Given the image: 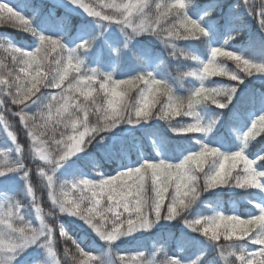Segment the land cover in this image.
Wrapping results in <instances>:
<instances>
[{"label":"trees","instance_id":"16d2710c","mask_svg":"<svg viewBox=\"0 0 264 264\" xmlns=\"http://www.w3.org/2000/svg\"><path fill=\"white\" fill-rule=\"evenodd\" d=\"M82 1L90 4L96 11L108 14L118 13L115 8H108L105 5L112 3L123 5L129 2V0ZM132 2L136 3L137 0ZM147 3L149 7L144 10L145 14H135L134 22L137 26L151 25L160 32V35L156 36L152 32L136 35L129 29V33L133 35L131 40L121 32L118 25L105 27L96 23L95 17H84V13L73 9L70 0H14L13 4L8 3L30 18L36 31L61 39L68 48H76L82 41L93 40L90 49L78 52L87 69L95 68L102 73H111L115 79H128L142 72H152L156 78L166 80L176 96L184 97L185 105L187 96L201 84L209 88H236L231 103L224 108L210 102L196 107L199 119L205 126L211 125L210 132L177 134L174 128L195 124L197 118L194 113L185 114L188 111L186 107L181 109L179 116L170 115L167 119L156 116V113L167 110L166 106L169 103L165 89L161 87L156 94L158 102L154 107H150L152 118L141 120L139 123H128L125 120L115 127L103 129L91 138V142L81 152L61 162L55 173L58 194L60 183L81 179L99 181L120 171L139 167L145 162L165 160L179 163L190 152L199 151L204 144L216 147L224 153L244 150L245 155L257 161V170L264 171V159H260L264 157V125L257 124V129L254 130L256 135L247 144L243 140L244 133L251 127L253 121L264 115V73L245 77L237 68L235 61L220 56L217 58V65L223 66L229 72H236L243 79L242 83L239 80H231L229 76H209L205 81H201L198 77L186 75L193 71L198 72L203 64L211 59V51L216 47H223L225 51H233L255 63L264 64V28L259 17V7L264 4V0H249L250 5L257 9L255 15L249 11V5H246L244 0H184L187 14L201 23L208 32L207 36L200 38L190 36L188 39L169 36V32L184 31L181 28L180 13L156 7L174 4L176 0H147ZM209 12L210 15L207 14ZM49 22L56 27L47 31L43 28V23ZM9 44L33 50L39 46V38L22 27L17 28L11 23L0 22V61L7 65L8 70H12L15 64L12 61ZM192 55L198 59H191ZM43 71L47 72L48 67L46 66ZM75 75V72H71L69 80ZM95 87L99 89L98 82ZM126 87L128 86H122L121 90L124 91ZM144 87L142 83L128 87L124 101L129 106L138 105L139 92ZM60 92L61 89L42 87L40 93H37L42 94L41 98L31 104L26 111L29 115L37 116V123L46 120L49 129L55 126L67 136L72 134L71 127L65 128L63 123L55 122L56 108H60L62 103L55 105L51 114L45 108L50 96ZM76 96L80 101H84L82 95L77 93ZM0 98L6 101L4 107L0 108V115H3L10 125V128H6L5 124L0 122V152L6 153V156L0 157V168L18 158L16 148L8 151L12 144L9 131H13L17 136V142L23 147L24 163L31 170L30 180L44 221L53 230L52 246L56 253L55 256L49 254L47 248L42 246L44 238L41 237L36 244L22 250L14 264H84L85 261L87 264H94L93 260L76 248L73 240H76L84 252L98 258L97 264H117L120 257H123L121 264L148 262L167 264L169 259L179 260L180 264H193L194 261H198V264H231V261L236 259L229 255L231 250L239 256L242 251H252L257 247L250 240L235 241L231 249L229 247L231 241H227L223 236L218 243L203 235V228L211 225L206 223L196 225L195 227L200 229L198 232L190 229L184 222L185 219L211 217L217 213L238 215L241 218L258 215L260 209L257 205L264 206V188H241L235 185L234 178L237 174L244 175L243 163L233 170V179L229 181V185L200 191L198 199L175 219L162 218L150 229L137 231L114 242L104 241L85 221L67 213H60L52 204L47 181L38 171L43 161L34 157L32 138L27 135L23 121L15 115L20 106L13 105L6 92L0 93ZM92 98L106 106V98L102 92L94 91ZM74 111L69 107L64 113L65 119ZM76 114L83 115L82 112ZM88 123L90 127L97 123L94 114L89 115ZM79 130L82 131V127ZM56 138H60L59 133ZM43 139L48 137L45 136ZM54 148L55 145H49L50 151ZM212 159L214 158L210 157L206 161L205 172L209 171ZM192 167L195 168V165ZM197 175L200 177L202 189L204 173L197 170ZM64 191L69 189L65 188ZM2 193L9 194V197L5 200L0 198V204H5L1 207L0 214L8 210L11 202L19 201L22 207L20 214L25 217V221L30 222L31 227H40L35 204L32 197L27 194V181L22 178L21 173L0 176V194ZM80 194L79 191L72 190L70 198H76ZM152 195L153 193L148 191L146 198ZM168 195H172V189ZM167 203L168 199L165 200V206ZM161 214L164 215L163 210ZM13 220L16 226H24L14 217ZM61 225L67 233L66 236L60 234ZM0 264H10L3 252H0Z\"/></svg>","mask_w":264,"mask_h":264},{"label":"snow or ice","instance_id":"6c2138e0","mask_svg":"<svg viewBox=\"0 0 264 264\" xmlns=\"http://www.w3.org/2000/svg\"><path fill=\"white\" fill-rule=\"evenodd\" d=\"M71 3L82 9L88 16L95 17L96 23L102 26L118 25L129 40L133 39L129 29L132 34L136 35L145 32H152L156 36L160 35V32H157L151 25L137 26L134 22L135 14H145L144 10L149 7L147 0H137L136 3L129 0L123 5L115 3L105 5L108 8H115L118 14L96 11L90 4L82 3V0H71ZM244 3L249 5V11L255 15L257 9L252 7V4L250 5L249 0H244ZM156 7L158 9L167 8L168 12H179L182 17L181 28L184 31L169 32V36L188 39L190 36L200 38L208 35L205 27L187 14L185 11L187 5L184 0H176L174 4L156 5ZM259 17L260 24L264 28V4L259 7ZM0 22L11 23L17 28L22 27L39 38V46L33 50L9 44L15 67L8 70L7 65L0 61V93L6 92L11 103L20 106L15 115L23 121L27 135L32 138L34 157L43 161V165L38 167V171L40 176L47 181L51 202L59 209L60 213H67L85 221L104 241L114 242L137 231L150 229L162 218L175 219L198 199L200 191L229 185V181L233 179V170L240 163L244 165V175L237 174L234 178L235 185L241 188H264V171L257 170V161H253L245 155L244 150L224 153L216 147L204 144L199 151L190 152L179 163H170L165 160L145 162L139 167L120 171L114 176L99 181L81 179L70 183H60V194H58L55 173L61 162L81 152L91 142V138L103 129L115 127L125 120L128 123H139L141 120L146 121L152 118L150 107H154L158 102L156 94L161 87L165 89L169 103L166 106L167 110L156 113V116L161 119H167L170 115L179 116L181 109L186 107L188 111L185 114L194 113L197 118L195 124L174 128L173 130L177 134L210 132L211 125H204L199 119L196 107L202 103L210 102L224 108L228 103H231L236 88H209L201 84L187 96L185 105V98L176 96L170 84L164 79L156 78L152 72H142L128 79H115L111 73H102L95 68H85L78 52L90 49L93 40H85L76 48H68L61 39L36 31L30 18L6 2H0ZM220 56L235 61L237 68L245 74V77L264 73V64L255 63L236 52L225 51L223 47H216L211 51V59L204 63L198 72L193 71L186 75L198 77L201 81H205L209 76H229L231 80H239L242 83L243 79L236 72H229L223 66L217 65V58ZM190 58L198 59L194 55ZM46 66L48 67L47 72L43 71ZM71 72H75L76 75L69 80ZM49 76H51L50 80ZM97 82L99 89L95 87ZM141 83L145 87L139 92L140 103L129 106L124 101L128 87L134 84L138 86ZM122 86L128 87L122 91ZM42 87L61 89L59 94L50 96L45 108L51 114L55 105L62 103L60 108H56L55 122L56 124L63 123L65 128L70 126L71 135L65 136V133L60 132L59 128L55 126L49 129L46 120L43 123H37V116L29 115L26 111L31 104L41 98L42 94L37 95V93H40ZM85 89L87 91H84ZM94 91L103 93L106 98V106L104 103H97V100L92 98ZM77 93L84 97V101L77 98ZM5 103V99L0 98V108H3ZM69 107L75 111L65 119L64 113ZM77 112H82L83 115L79 116L76 114ZM92 114L96 116L97 123L90 127L88 118ZM0 122H3L6 128H10L3 115H0ZM258 123L264 125V115L254 120L251 127L244 133L245 144L255 137L254 130L257 129ZM81 127L82 131L79 130ZM57 133H59V139L56 138ZM9 136L16 144L18 158L0 168V176L10 173L22 174V178L27 181V194L32 197L36 214L40 218V227H31L30 222L25 221V217L20 214L21 204L19 201L11 202L8 210L0 214V252L6 254L10 264H14V261L19 258V254H22V250H27L29 246L36 244L43 237L44 244L42 246L47 248L50 255L55 256L56 253L52 246L53 230L45 223L42 209L36 200L30 180L31 170L24 163L23 147L17 142V136L13 131H9ZM45 136L48 139H43ZM50 144L55 145L51 151L49 150ZM4 156L6 153L0 152V157ZM210 157L214 159L211 160L209 171L205 172L204 165ZM260 159H264V157ZM193 165L195 168L192 167ZM197 170L204 173L202 189ZM65 188H68L69 191H64ZM170 189H172L171 196L168 195ZM72 190L79 191L81 194L76 198H70ZM148 191H151L153 195L146 198ZM166 199H168L167 206H165ZM257 207L260 209V213L246 218L217 213L211 217L185 219L184 222L190 229L198 232L200 229L195 227L196 225H202V223L211 225L203 228V235L218 243L223 236L227 241H231L229 245L231 249L237 238L232 234L229 226H237L240 229L237 236H242L239 241L250 240L257 247L252 251L244 250L239 256L231 250L229 255L236 257L231 261V264H264V206L257 205ZM162 210L164 211L163 216ZM13 217L22 222L24 226H16ZM150 217L153 218L150 219ZM209 233H211L210 236ZM60 234L67 235L63 225L60 226ZM72 242L84 256L97 264L98 258H94L89 252H84L76 240ZM121 261H123V257L117 260V264H121ZM84 264H87V261ZM167 264H180V261L169 259ZM193 264H198V261H194Z\"/></svg>","mask_w":264,"mask_h":264},{"label":"rangeland","instance_id":"374dc122","mask_svg":"<svg viewBox=\"0 0 264 264\" xmlns=\"http://www.w3.org/2000/svg\"><path fill=\"white\" fill-rule=\"evenodd\" d=\"M56 1H62V0H56ZM70 1H71V0H70ZM0 2H13V0H0ZM82 3H84V2L82 1ZM84 4H85V3H84ZM72 6H73V9H74V10L86 14V13H85L82 9H80L78 6L73 5V4H72ZM45 26H47V24H45ZM0 111H1V109H0ZM12 142H13V140H12ZM13 143H14V142H13ZM14 144H15V143H14ZM12 146H13V145H12ZM15 148H16V144H15ZM8 151H11V150L8 149Z\"/></svg>","mask_w":264,"mask_h":264},{"label":"clouds","instance_id":"9594fccd","mask_svg":"<svg viewBox=\"0 0 264 264\" xmlns=\"http://www.w3.org/2000/svg\"><path fill=\"white\" fill-rule=\"evenodd\" d=\"M193 155H196V153H193ZM229 227L231 228L232 234L234 236H236L237 241H239L240 239H242V236H237V233L240 231V229L237 226L231 225Z\"/></svg>","mask_w":264,"mask_h":264}]
</instances>
